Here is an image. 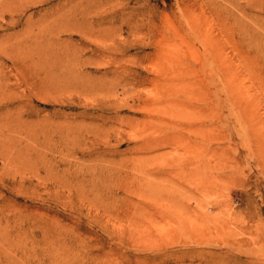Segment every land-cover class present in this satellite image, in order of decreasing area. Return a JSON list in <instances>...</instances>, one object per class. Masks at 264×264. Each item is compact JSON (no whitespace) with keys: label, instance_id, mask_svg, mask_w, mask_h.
<instances>
[{"label":"rangeland","instance_id":"1","mask_svg":"<svg viewBox=\"0 0 264 264\" xmlns=\"http://www.w3.org/2000/svg\"><path fill=\"white\" fill-rule=\"evenodd\" d=\"M0 264H264V0H0Z\"/></svg>","mask_w":264,"mask_h":264}]
</instances>
